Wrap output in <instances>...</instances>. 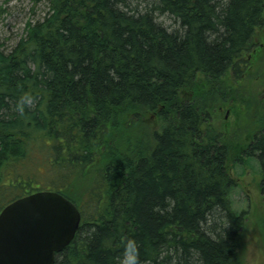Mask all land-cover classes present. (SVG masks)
<instances>
[{
    "label": "trees",
    "instance_id": "trees-1",
    "mask_svg": "<svg viewBox=\"0 0 264 264\" xmlns=\"http://www.w3.org/2000/svg\"><path fill=\"white\" fill-rule=\"evenodd\" d=\"M146 1L47 0L42 20L0 50V210L42 190L72 202L80 224L54 264L238 257L246 216L230 200L213 108L222 82L248 68L264 0ZM243 153L264 200V109Z\"/></svg>",
    "mask_w": 264,
    "mask_h": 264
},
{
    "label": "rangeland",
    "instance_id": "rangeland-1",
    "mask_svg": "<svg viewBox=\"0 0 264 264\" xmlns=\"http://www.w3.org/2000/svg\"><path fill=\"white\" fill-rule=\"evenodd\" d=\"M130 4L142 11L149 2L130 0ZM47 11V0H0V50L9 53L25 36L27 24L42 20ZM156 21L168 30L177 28L167 15L157 14ZM260 35L255 53L253 50L247 57L249 63L245 73L240 79L229 76L222 82L229 91L219 97L213 108L215 126L230 146L229 173L235 181L230 200L234 211L243 212L246 216L238 257L233 264H264V200L259 190L261 174L257 160L243 153L259 127L264 109V31ZM182 95L188 96L186 93ZM35 169L40 176L37 186L45 188L44 169L39 166Z\"/></svg>",
    "mask_w": 264,
    "mask_h": 264
},
{
    "label": "water",
    "instance_id": "water-1",
    "mask_svg": "<svg viewBox=\"0 0 264 264\" xmlns=\"http://www.w3.org/2000/svg\"><path fill=\"white\" fill-rule=\"evenodd\" d=\"M79 224L76 206L54 191L9 202L0 210V264H54Z\"/></svg>",
    "mask_w": 264,
    "mask_h": 264
}]
</instances>
